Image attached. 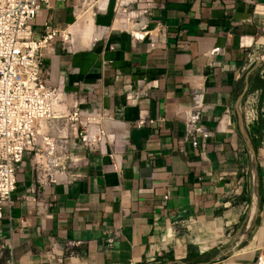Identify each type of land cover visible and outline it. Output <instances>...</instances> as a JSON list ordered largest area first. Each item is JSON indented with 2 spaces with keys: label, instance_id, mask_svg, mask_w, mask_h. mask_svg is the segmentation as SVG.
Listing matches in <instances>:
<instances>
[{
  "label": "crops",
  "instance_id": "0c3cea01",
  "mask_svg": "<svg viewBox=\"0 0 264 264\" xmlns=\"http://www.w3.org/2000/svg\"><path fill=\"white\" fill-rule=\"evenodd\" d=\"M158 1L151 50L106 31L109 9L93 17L103 28L87 32L89 45L67 49L55 40L42 49L45 83L104 112L106 136L78 154V177H59L33 199L25 161L2 209L0 264H253L264 248V0ZM71 4L43 8L36 35L48 15L54 25L73 24ZM79 16L87 30L89 15ZM142 86L138 106L127 105L125 92ZM194 92L208 130L195 145L185 132ZM239 98L257 143L255 190ZM140 109L153 124L133 125Z\"/></svg>",
  "mask_w": 264,
  "mask_h": 264
},
{
  "label": "built area",
  "instance_id": "2783aa9c",
  "mask_svg": "<svg viewBox=\"0 0 264 264\" xmlns=\"http://www.w3.org/2000/svg\"><path fill=\"white\" fill-rule=\"evenodd\" d=\"M53 1H71L74 22L76 14L89 10L94 17L96 12L109 9L112 19L106 31L126 32L132 41H146L147 50L155 47L161 26L152 21L154 10L163 7L158 0H0V219L3 207L12 203L11 193L26 157L31 155L28 161L34 174L27 198L33 199L32 193L59 177H78L71 173L78 154L96 149L106 136L104 112L85 106L74 90L46 84L41 74L42 49L51 47L55 40L67 49L71 44L68 26L54 25L51 15L43 21L38 35L33 29L41 10L51 9ZM100 27L96 25V29ZM145 94L144 86L131 88L124 95L126 104L138 106ZM145 111L140 109L134 126L154 123ZM202 112L201 95L194 92L185 117L186 137L193 145L196 136H208L200 122ZM246 118L252 117L246 113ZM253 264H264V248Z\"/></svg>",
  "mask_w": 264,
  "mask_h": 264
},
{
  "label": "water",
  "instance_id": "95a60500",
  "mask_svg": "<svg viewBox=\"0 0 264 264\" xmlns=\"http://www.w3.org/2000/svg\"><path fill=\"white\" fill-rule=\"evenodd\" d=\"M236 111H237V117H238V122H239V127H240V132L243 136V139L246 143L248 152H249V156L251 159V163H252V169H253V188L255 190L256 185H257V181H258V174H257V165H256V159H255V150L248 138V134H247V130L243 121V116L242 113L240 111V98L237 100L236 103Z\"/></svg>",
  "mask_w": 264,
  "mask_h": 264
},
{
  "label": "bare ground",
  "instance_id": "6f19581e",
  "mask_svg": "<svg viewBox=\"0 0 264 264\" xmlns=\"http://www.w3.org/2000/svg\"><path fill=\"white\" fill-rule=\"evenodd\" d=\"M77 23H78V21L77 22L75 21L73 24L68 26V30L71 32V35H72L71 37H69V40L71 42L72 47H75V48L89 45L91 43V41H93V39H90V38H92V36L88 37L87 30L82 29L81 25H79V26L76 25ZM75 29L78 30V33H76ZM74 32L76 34L75 36H74Z\"/></svg>",
  "mask_w": 264,
  "mask_h": 264
},
{
  "label": "rangeland",
  "instance_id": "374dc122",
  "mask_svg": "<svg viewBox=\"0 0 264 264\" xmlns=\"http://www.w3.org/2000/svg\"><path fill=\"white\" fill-rule=\"evenodd\" d=\"M86 15H89L88 16V18L90 19V24H89V27H88V29H87V32H90V33H92L93 31H94V29L96 28V25L94 24L95 22V20L93 19V16H92V13H90V11H87L86 13H85ZM80 16H77V14H76V18H77V20H76V22L77 21H79V20H82L81 18H79ZM39 22V19L38 18H36L35 19V23H38ZM90 39H92V38H90ZM69 49H73L72 48V45L71 44H69ZM74 49H76V48H74ZM31 159V155L30 156H28V158L26 157V161H28V160H30ZM59 161V160H58ZM29 162V161H28ZM27 163V162H26ZM59 163H61V160L59 161ZM62 164V163H61Z\"/></svg>",
  "mask_w": 264,
  "mask_h": 264
},
{
  "label": "trees",
  "instance_id": "16d2710c",
  "mask_svg": "<svg viewBox=\"0 0 264 264\" xmlns=\"http://www.w3.org/2000/svg\"><path fill=\"white\" fill-rule=\"evenodd\" d=\"M251 141H252L253 148L255 149L256 146H257V143L255 142L256 140L253 139V138H251ZM191 257H192V255L188 253L187 256L185 257V260L187 261V260H189V258H191ZM164 258H166V259H168V260H172V259H173V257H172L170 254L165 255Z\"/></svg>",
  "mask_w": 264,
  "mask_h": 264
}]
</instances>
